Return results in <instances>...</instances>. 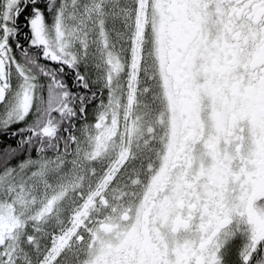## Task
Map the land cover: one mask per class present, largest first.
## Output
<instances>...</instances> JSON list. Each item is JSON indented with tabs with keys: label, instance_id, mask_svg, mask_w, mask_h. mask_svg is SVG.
<instances>
[{
	"label": "snow or ice",
	"instance_id": "6c2138e0",
	"mask_svg": "<svg viewBox=\"0 0 264 264\" xmlns=\"http://www.w3.org/2000/svg\"><path fill=\"white\" fill-rule=\"evenodd\" d=\"M0 264H264V0H0Z\"/></svg>",
	"mask_w": 264,
	"mask_h": 264
}]
</instances>
